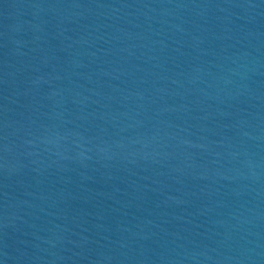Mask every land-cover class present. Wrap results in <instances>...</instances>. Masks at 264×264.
Returning a JSON list of instances; mask_svg holds the SVG:
<instances>
[{
    "label": "water",
    "instance_id": "95a60500",
    "mask_svg": "<svg viewBox=\"0 0 264 264\" xmlns=\"http://www.w3.org/2000/svg\"><path fill=\"white\" fill-rule=\"evenodd\" d=\"M3 264H264V0H0Z\"/></svg>",
    "mask_w": 264,
    "mask_h": 264
},
{
    "label": "snow or ice",
    "instance_id": "6c2138e0",
    "mask_svg": "<svg viewBox=\"0 0 264 264\" xmlns=\"http://www.w3.org/2000/svg\"><path fill=\"white\" fill-rule=\"evenodd\" d=\"M0 264H3V262H2V261H0Z\"/></svg>",
    "mask_w": 264,
    "mask_h": 264
}]
</instances>
